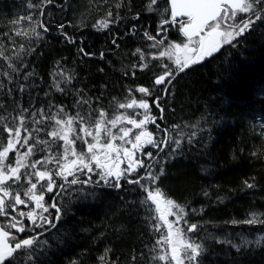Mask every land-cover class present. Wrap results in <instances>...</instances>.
Listing matches in <instances>:
<instances>
[{"label": "trees", "instance_id": "16d2710c", "mask_svg": "<svg viewBox=\"0 0 264 264\" xmlns=\"http://www.w3.org/2000/svg\"><path fill=\"white\" fill-rule=\"evenodd\" d=\"M29 4L40 5L44 14L41 8L29 9ZM164 6H169L168 0L159 4L161 10ZM156 8L151 0H0V117L7 127L13 126L15 118L19 127V114L28 109L24 116L33 132L29 143L50 142V148L38 146L33 160L60 153L61 142L52 143L48 134L55 120L35 123L45 113L56 119L77 113L95 119L103 109L108 117L120 110L118 103L132 98L130 88L156 92L155 79L164 69L157 61L145 60L153 41L144 35L148 32L159 40L161 17ZM164 19H170V13ZM105 20L108 28L101 27ZM36 21H43L48 31L43 32ZM59 24L75 43L65 39ZM34 28L41 33L39 37L33 35ZM81 48L89 55L81 53ZM137 48L145 54L143 61L134 55ZM142 63L148 65L143 70ZM57 82L63 91L55 87ZM165 96L160 104L164 109L160 129L179 125L171 135L181 139V146L173 152L175 144H171L158 155V149L151 146L147 152L155 160L140 151L137 158L151 164L156 174L163 166L156 189L184 207L185 229L193 223L200 226L188 236L203 243V264H264V241L241 246L239 251L233 247L241 245L242 238L264 237V223H243L253 213L264 220V21L255 20L245 34L177 73ZM61 108L66 116H57ZM37 110L43 112L31 115ZM35 128L42 130L35 132ZM20 131L27 135L23 128ZM181 132L183 137L178 135ZM192 132L197 134L189 141ZM0 133L6 141L3 127ZM152 133L165 137L163 131ZM77 144L84 148L80 141ZM48 168L55 172L57 165L50 163ZM144 174L141 169L128 179ZM77 175L81 181L88 178V174ZM97 177L94 174L92 183L60 190L57 199L63 218L39 236L35 264H152V256L162 254L157 241L164 227L151 202L141 203L147 191L124 179L120 188L108 187L96 183ZM55 179L57 185L63 182ZM147 182L141 181L148 186ZM246 182L254 187H247ZM58 191L54 186L48 198Z\"/></svg>", "mask_w": 264, "mask_h": 264}, {"label": "snow or ice", "instance_id": "6c2138e0", "mask_svg": "<svg viewBox=\"0 0 264 264\" xmlns=\"http://www.w3.org/2000/svg\"><path fill=\"white\" fill-rule=\"evenodd\" d=\"M48 2L51 3V0H48ZM162 2L163 0H151V5H157L156 11L159 12L161 17L157 36H163L164 38L157 40L155 36H152L148 32H145L144 35L148 40L153 41L150 45L151 48H162L159 51V58L167 57L169 61H174L175 67L169 64L162 65L164 75L158 76L154 82L155 85L165 86V95L168 94V86L172 84V80L174 79V72L182 73L189 69L191 65H196L206 57L212 56L220 49L222 44L231 43L235 37L245 34L246 30H249L250 26L255 23L251 17L244 21L242 25L235 23L238 13H251L252 16H255V20L264 21V15L258 14L256 8H254V4L257 8L260 5H264V0H253V3H248L247 0H168L170 7L164 6L161 10L159 4ZM28 7L29 9L41 8L40 5L32 4H29ZM149 10H152L151 7ZM169 13L170 19H164ZM40 14H44L42 8ZM108 17H112L111 12L108 13ZM26 19L33 21L32 16H28ZM115 19L118 20L119 17ZM136 19H139L138 15ZM229 21L233 23L229 24ZM36 24L43 32L48 31L43 21H36ZM177 24L179 25V31L187 38V42L183 44L169 43L165 46L166 33L169 30L168 26ZM225 25L226 27H224ZM58 27L69 43H75L73 37L63 32V24H59ZM101 27L108 28L109 21H103ZM18 35H25V33H18ZM33 35L39 37L41 33L37 32L34 28ZM113 44H116L115 39L113 40ZM80 52L89 55L88 53H84L83 48L80 49ZM137 54L141 61L145 59L142 49L137 48L134 55ZM103 55L101 53V57ZM147 66V64L142 63L140 65L141 70ZM13 71H16V69L13 68ZM166 78L167 83H165ZM25 79H27V76ZM0 87H3V85L0 84ZM55 87L59 91H63L59 87L58 82L55 84ZM20 90H25L22 85L20 86ZM133 91H138L145 96L152 95L151 90L147 87L129 89V92ZM162 99L163 97L157 95L153 101L155 106L160 109V119H163L162 114L164 112V109L160 106ZM117 107L119 109H143L145 110L144 118L138 121L131 116L117 115L112 119H108L103 109L98 111V118L95 119L91 114L81 116L80 113L67 119H56L45 113L44 119L35 121V123L44 124L45 120H55V125L52 126L53 130L48 134L53 138L52 143H55L56 140L63 141V145L61 146L62 151L52 157H43L42 159L35 160H31V157L35 156L38 146L44 145L50 148V142L47 140H35L33 143H29L33 137V132L29 131L27 117L24 116V113L28 109H23L19 114V127H16L17 121L15 118L13 119V126L7 127L5 125V118L0 117V127H3L8 134V139L5 141L3 133H0V149H2L0 150V217H3V220H0V264H35L36 251L40 245L39 236L43 235L42 232H35V230L41 228L48 231L49 228H55L57 223L63 218L62 209L57 199L60 192L55 193L50 204L45 202L44 194L53 193L54 186L63 190L78 183H92L94 181L90 175L87 179L81 181L77 173L86 175L93 172H96L99 180L103 181L108 187L120 188V180L123 178L127 183L137 184L147 191V197L141 203L146 204L148 201H151L155 205V210L160 213L159 220H162L168 229L167 235H162L161 240L157 241V245H167L168 249H170V251L165 250L163 254H159L157 248L154 247L153 251L157 252V254L152 256V264H160L161 261H164L165 264H203L202 257L205 251L203 243L188 236V233L195 234L198 232L200 226L193 223L188 225L186 229L180 226L174 228V225H179L181 221L185 225L188 224L185 218L187 214L184 207L176 204L171 199H166L162 206L159 198L160 190H149L146 184L141 183V181H149L151 184H155L159 176L164 174L163 166H160V171L156 174L151 171L152 165L145 163L144 159L137 158L133 161V157L137 151L142 152L148 160L156 159L151 152H143L145 145L156 147L158 149L157 155L171 144H175V148L172 149L173 152L179 149L181 139H173L171 135V132L175 128H179V125L173 126V129H160V126L156 124L157 131L165 133L163 139L157 140L152 137V133L140 131L138 134H135L133 141L130 138L132 128L119 127L118 134H114L112 128H116L121 120H126L133 128L141 129L146 125V122L155 124L156 117L148 115L150 105L144 98H141L139 102L136 99H132L131 103H118ZM42 112L43 110H37V112L31 115L35 116ZM66 115L62 108L59 109L57 116ZM74 124L77 125L79 131H77V127H74ZM56 125L60 127H56ZM20 128H23L27 135L22 136ZM41 130V128H35L33 131L39 132ZM196 134V132H192L188 136L189 141ZM178 135L183 137L184 133L181 132ZM87 137H91L92 142H89ZM117 140L121 143H115ZM77 141H80L81 145H87L86 152L77 151ZM127 144H130L131 148L126 147L125 145ZM25 146H27V150L21 153L19 148ZM13 151L16 154L14 163L9 156ZM69 157H73V159ZM122 157L128 161L127 167L123 170L120 168V164L123 162ZM29 160L31 162L26 163ZM50 163L57 165L55 172L48 168ZM37 166H40L44 170H39ZM141 169L145 170L144 175H137L136 179H128L130 175L138 174ZM69 176L73 177L70 181L68 180ZM55 177L61 178L63 182L57 185ZM95 182L99 183V181ZM246 186L249 188L254 187L253 184H247V182ZM37 191L39 194H37ZM32 201L35 202L34 208L31 207ZM21 205L30 210H20L19 206ZM51 209L55 210L54 217ZM170 215L175 216L174 221L168 220V216ZM17 217H23L30 223L25 225L24 220ZM233 223L238 222L233 221ZM243 223H264V220H260L259 216L253 213L251 218L243 221ZM45 225L48 228H45ZM13 230L16 233H25L31 230L35 232V235L17 240V235L13 234ZM155 230H160L158 224L155 225ZM10 239L12 243H9ZM262 241H264V237H260L256 241L242 238L241 245H233V247L239 251L241 246L252 243L260 244ZM44 244L46 245L47 242L45 241ZM101 259L103 260L104 258L102 257ZM132 259L136 260L137 258L133 256Z\"/></svg>", "mask_w": 264, "mask_h": 264}, {"label": "rangeland", "instance_id": "374dc122", "mask_svg": "<svg viewBox=\"0 0 264 264\" xmlns=\"http://www.w3.org/2000/svg\"><path fill=\"white\" fill-rule=\"evenodd\" d=\"M247 2L248 3H253V0H247ZM152 6V5H151ZM254 8H256V11H257V13L258 14H260L261 15V13H264V5H260L258 8L256 7V5L254 4ZM251 17V19L252 20H254L255 21V16H252L251 15V13H238L237 14V19H236V21H235V23H237V24H241L242 25V23L244 22V21H246V20H248L249 18ZM161 23V22H160ZM229 24L230 23H233L232 21H229L228 22ZM224 27H226V25L224 26ZM228 30H232V29H228ZM238 30V29H237ZM235 39H237V37H235L233 40H235ZM158 40V39H157ZM185 42H187V39H185L184 37H182V36H180V37H178V38H172V39H169V38H167L166 37V40H165V46L167 45V44H169V43H181V44H183V43H185ZM228 44H230V43H228ZM223 46H225V45H227V44H222ZM162 50V48H160V49H153V48H150V51H151V53L148 55V57L145 59L146 61H157L158 63H160V65H163V64H169V65H172V66H175V64H174V61H169L168 59H167V57H164V58H159V51H161ZM139 87H136L135 89H138ZM151 90V89H150ZM151 92H152V94H153V90H151ZM131 94V99H129V100H127L126 102H124V103H131V100L132 99H136L137 100V102H139V100L141 99V98H144V99H146L147 100V102L149 103V105H150V109H149V111H148V114L151 116V114H152V100H150V98H152V96L151 95H147V96H145L144 94H141V93H139L138 91H133V92H131L130 93ZM144 111L145 110H143V109H138V108H136V109H120L119 111H117V112H115V113H113V115H111V116H108L107 118L108 119H112V118H114L115 116H117V115H119V116H131V117H133V118H135V119H139V120H141V117H143L144 116ZM113 116V117H112ZM153 116V115H152ZM119 127H127V128H132V133H130V138H132L133 139V141H134V136H135V134H138L141 130H145V128L144 129H141V130H139V129H133V127H132V125H130V124H128L127 123V121L126 120H121L118 124H117V127L116 128H112V132L114 133V134H118V129H119ZM83 134V133H82ZM102 135H103V133H102ZM132 135V136H131ZM152 137L153 138H155V139H157V140H161V139H163V135L162 134H159L157 137H155L154 136V134L152 133ZM70 138H71V136H70ZM87 139H88V141L89 142H92V138L91 137H87ZM59 142H61L60 144V147H59V150H60V152L62 151V145H63V141L62 140H59ZM115 143H117V144H119V143H121L119 140H117ZM84 145V148H80L79 146H78V144L76 143V148H77V151L78 152H80V151H84V152H86L87 151V145L86 144H83ZM126 147H128V148H130V145L129 144H127V145H125ZM147 145H145V147H146ZM17 147H19V146H17ZM24 148L25 147H23V148H19V151L21 152V153H23V152H25V150H24ZM9 156H10V159H11V161L14 163L15 162V159H16V154H15V151H13V152H11L10 154H9ZM70 159H73V157H69ZM31 159L33 160V157H31ZM126 160V159H125ZM136 160V156H134L133 157V161H135ZM29 161H26V163H28ZM126 162H127V164H126V166H124V167H122V170L123 169H125L126 167H127V165H128V161L126 160ZM61 163H63V161H61ZM154 171H156V170H154ZM94 174H96V172H93V173H88V176L90 175L91 177H93L94 176ZM96 181H100L99 180V176L96 178ZM33 182H35V180L33 181ZM147 184H148V188H149V190H152V191H155V189H156V182H155V184H151L149 181L147 182ZM37 194H39L38 193V191H37ZM23 198V197H22ZM160 200H161V203H162V206H163V202L166 200V199H169V198H167L161 191H160ZM172 200V199H171ZM151 202V201H150ZM34 204H35V202L34 201H32L31 202V207L32 208H34ZM48 204V203H47ZM151 204L153 205V207H154V215L157 217V218H159V215H160V213L159 212H157L156 210H155V205L151 202ZM19 209L20 210H23V211H28V210H30L29 208H25V206H23V205H21V206H19ZM173 211H175V209H173ZM14 215H15V213H13ZM17 218H20V217H17ZM168 220L169 221H174L175 220V216H168ZM161 222V224H162V226L164 227L163 228V231H162V234H163V236H166L167 235V232H168V229H167V225L162 221V220H160ZM182 223H183V221H181L180 222V224L179 225H174V228L176 227V226H180V227H183L182 226ZM13 234L14 235H17V234H15L14 233V230H13ZM9 243H11V239L9 240ZM161 249H162V254L165 252V250H169L170 251V249H168V246L167 245H163V246H161Z\"/></svg>", "mask_w": 264, "mask_h": 264}, {"label": "flooded vegetation", "instance_id": "af4514ba", "mask_svg": "<svg viewBox=\"0 0 264 264\" xmlns=\"http://www.w3.org/2000/svg\"><path fill=\"white\" fill-rule=\"evenodd\" d=\"M176 30H178V32L176 31ZM180 36H182V37H184V35H183V33L182 32H180L179 31V27L176 25L175 26V28H170L169 30H168V32L166 33V37L167 38H169V39H172V38H178V37H180ZM158 38L159 39H162V38H164L163 36H158ZM185 39H187L186 37H184ZM209 57H206L203 61H205L206 59H208ZM200 62H202V61H200ZM198 64V63H197ZM170 66H172V65H170ZM172 67H175V66H172ZM160 75H164V70L160 73ZM176 75H177V73L176 72H174L173 73V76H174V79H175V77H176ZM173 79V80H174ZM173 80H172V82H173ZM165 83H167V78H166V81H165ZM172 85V84H171ZM171 85H169L168 86V88L171 86ZM156 92H153V94L151 95L152 96V105L153 106H155V104L153 103V101L155 100V97L157 96V95H159V96H161V97H163V99L161 100V102L162 101H164V100H166V97L167 96H165V94H164V85H156ZM156 107V106H155ZM160 112V109L158 108V109H156V111L155 110H152V114H151V116L153 115L154 117H156V122H155V124H153V123H151V122H146V125L143 127V128H141V129H144L145 128V130L144 131H147V132H150V133H152V131L153 130H157L156 129V124H158L159 126H160V122H161V119H160V115H158V113ZM149 115V114H148ZM144 117V116H143ZM161 127V126H160ZM141 129H139V130H141ZM141 131H143V130H141ZM142 143H143V141H142ZM148 147H151V146H149V145H147L146 147H144V151H146L147 152V149H148ZM130 148H131V146H130ZM136 156V159H137V154L135 155ZM122 160H123V162L120 164V168L122 169V167H124V166H126V164H127V162H126V160L125 159H123V157H122ZM78 174V173H77ZM130 176H132V175H130ZM71 176H69L68 178H70ZM121 180H123V178H121ZM100 183H102V184H104V182L103 181H99ZM105 185V184H104ZM60 190L61 189H59V191L58 192H60ZM48 194L49 193H45L44 194V199H45V202L47 203V201H50V203L52 202V198H53V196L55 195H52L51 196V198L49 199L48 198ZM52 210V209H51ZM53 213V215H55L54 214V211L52 212ZM14 215V214H13ZM45 215H47V214H45ZM18 219H23L24 220V224L25 225H28L30 222L27 220V219H25V218H23V217H20V218H18ZM0 220H3V217H0ZM45 228H48V226L47 225H45ZM43 232L44 231V229H41V228H37L36 230H35V232ZM35 232H33V231H31V230H29L28 232H25V233H16L15 232V230H14V233L15 234H17V240H21V239H24V238H28L29 236H32V235H35ZM45 232V231H44ZM43 232V233H44ZM11 243H12V241H11Z\"/></svg>", "mask_w": 264, "mask_h": 264}, {"label": "water", "instance_id": "95a60500", "mask_svg": "<svg viewBox=\"0 0 264 264\" xmlns=\"http://www.w3.org/2000/svg\"><path fill=\"white\" fill-rule=\"evenodd\" d=\"M169 7H170V5H169ZM192 66V65H191ZM144 117H142L141 119H143ZM139 121V120H138Z\"/></svg>", "mask_w": 264, "mask_h": 264}]
</instances>
